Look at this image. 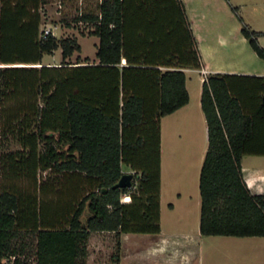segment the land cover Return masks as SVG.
<instances>
[{"label":"trees","instance_id":"obj_1","mask_svg":"<svg viewBox=\"0 0 264 264\" xmlns=\"http://www.w3.org/2000/svg\"><path fill=\"white\" fill-rule=\"evenodd\" d=\"M46 3L0 0V264H86L90 234L103 231L115 232L118 262L121 233L159 232V123L188 103L182 69L200 68V55L180 0H102L74 18L92 24L97 62L70 63L81 48L43 37ZM241 33L264 59L261 33ZM58 49V65L41 63ZM200 104L199 231L264 237V193L241 167L264 156V77L209 75ZM121 166L132 187L113 189Z\"/></svg>","mask_w":264,"mask_h":264},{"label":"crops","instance_id":"obj_2","mask_svg":"<svg viewBox=\"0 0 264 264\" xmlns=\"http://www.w3.org/2000/svg\"><path fill=\"white\" fill-rule=\"evenodd\" d=\"M180 1L185 8L196 41L201 65L198 69H182L189 97L188 103L160 119L159 232L121 233L118 237L119 260L114 264H202L205 237L212 236L200 233L199 221L195 231L162 236L161 217L164 209L166 213L175 214L179 208L189 205L188 202H192L193 197L196 205H200L198 180L207 150V125L200 104L203 78L212 74L264 77V67L257 62L264 59L258 57L252 50L241 29L243 24H246L251 30L261 33L257 41L262 48L264 44L261 43V39L264 32L251 27L238 15L245 4L226 0L229 8L236 10H232L240 21V26H236L234 23L230 25L220 20L219 5H222L223 12L230 11L222 0ZM55 52L52 54L55 55ZM60 62L61 58L55 60L56 64ZM258 157L264 156L245 155L241 159L244 181L254 194L264 193V171L255 168L252 162ZM245 166L248 168L245 169ZM123 167L121 166V171ZM95 233L108 234V237L115 239V232ZM92 234L93 232L88 238V244L91 242ZM152 236L155 239L150 241L145 238ZM249 250L250 247L241 248V256L245 258L250 253ZM263 251L261 248L257 253Z\"/></svg>","mask_w":264,"mask_h":264},{"label":"rangeland","instance_id":"obj_3","mask_svg":"<svg viewBox=\"0 0 264 264\" xmlns=\"http://www.w3.org/2000/svg\"><path fill=\"white\" fill-rule=\"evenodd\" d=\"M232 1L245 4L238 15H240L251 27H256L258 30L264 32V0ZM222 2L228 6V10L230 11L228 13L223 12L224 9L222 5H219L220 20L230 25L234 23L236 26H240L238 16L229 8L227 1L222 0ZM97 5L98 0H47V3L41 7L44 22L42 28L46 25L55 27L54 36L57 38H76L81 49L79 52H74L68 59L70 63L76 62L77 58L81 62L84 61L85 58L88 59L89 63L97 62L95 53L98 45V38L90 34L93 30L92 24L85 21H74V18L79 16L82 12H96ZM261 43L264 44V36L261 39ZM246 48L250 50L248 45H246ZM60 58L61 54L58 49L55 55H44L41 63L43 65L56 64L55 60H60ZM257 62L264 67V60H258ZM192 98L194 99L193 92ZM16 149H19V145L9 140L5 150L9 151ZM252 162L255 168L264 171V157H258L255 161L252 160ZM247 168L248 166H245V169ZM122 173H130L133 175L134 171L124 166L122 168ZM47 176L48 171L40 173L41 180L45 179ZM198 200H200L199 195ZM188 203L189 205L179 208L175 214L166 213L164 209L161 217L162 236L179 235L183 232H191L197 229L200 205H196L195 197H193L192 202ZM145 238L149 239L148 241L155 239L154 236ZM115 244L116 240L113 239V237H108V234H96L93 232L91 242L88 244L86 264H114V255L116 254ZM244 247H250L251 249L249 250L250 253H248L245 258L241 256L240 252L241 248ZM261 248L264 249V238L240 239L238 237L222 236L205 237L202 264H264V251L262 253H257L258 249ZM20 258L22 259V257ZM12 260V258L9 260L3 259L2 264H12ZM31 262V258L27 260V263Z\"/></svg>","mask_w":264,"mask_h":264},{"label":"water","instance_id":"obj_4","mask_svg":"<svg viewBox=\"0 0 264 264\" xmlns=\"http://www.w3.org/2000/svg\"><path fill=\"white\" fill-rule=\"evenodd\" d=\"M132 179H133V175L132 174H126L123 173L119 180L116 182L115 185L112 186L113 189L115 188H131L132 187Z\"/></svg>","mask_w":264,"mask_h":264},{"label":"built area","instance_id":"obj_5","mask_svg":"<svg viewBox=\"0 0 264 264\" xmlns=\"http://www.w3.org/2000/svg\"><path fill=\"white\" fill-rule=\"evenodd\" d=\"M102 0H98V4L101 3ZM55 27L46 25L44 28H42L43 37H45L48 34L54 35ZM205 77L203 78V80Z\"/></svg>","mask_w":264,"mask_h":264}]
</instances>
